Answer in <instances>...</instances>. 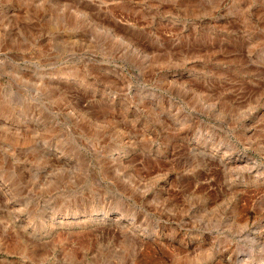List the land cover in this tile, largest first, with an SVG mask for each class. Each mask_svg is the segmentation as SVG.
<instances>
[{"label": "rangeland", "instance_id": "rangeland-1", "mask_svg": "<svg viewBox=\"0 0 264 264\" xmlns=\"http://www.w3.org/2000/svg\"><path fill=\"white\" fill-rule=\"evenodd\" d=\"M0 264H264V0H0Z\"/></svg>", "mask_w": 264, "mask_h": 264}]
</instances>
